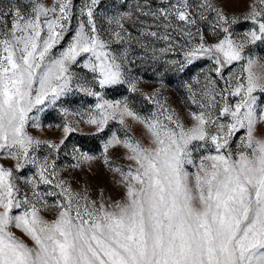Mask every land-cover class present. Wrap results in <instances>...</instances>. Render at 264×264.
<instances>
[{
	"label": "snow or ice",
	"instance_id": "6c2138e0",
	"mask_svg": "<svg viewBox=\"0 0 264 264\" xmlns=\"http://www.w3.org/2000/svg\"><path fill=\"white\" fill-rule=\"evenodd\" d=\"M100 4L85 0L63 47L73 0L0 5V160L8 162L0 163V264H264V58L244 54L246 45L264 43V0L249 4L244 20L255 27L242 38L230 31L237 17L212 0H158L155 6L136 0L131 10L108 6L112 15L97 12ZM98 15L109 25L108 39L97 27ZM141 17L164 30L141 36L168 41L173 29L189 41L199 37L183 60L169 62L177 71L206 59L223 81L219 86L205 75L199 101L192 84L185 85L198 106L189 112L190 126L151 96L157 111L141 116L127 100H108L97 90L127 83L137 91L126 75L127 48L117 53L111 44L128 43L125 22L143 25ZM198 21H207L222 38L206 43ZM171 50L169 45L160 51ZM74 66L86 72L80 75ZM73 92L96 103L76 112L61 107L64 117L77 116L99 132L109 120L124 125L130 117L147 134L146 145L127 130L124 138L112 133L99 157L73 147L71 168L100 159L113 173L114 189L100 187L95 198L87 180L74 189L55 163L76 127L68 119L56 125L59 143L28 131L42 128L40 114ZM42 146L47 151L40 157ZM117 146L126 150L127 165L109 158ZM42 185L49 188L41 191Z\"/></svg>",
	"mask_w": 264,
	"mask_h": 264
},
{
	"label": "rangeland",
	"instance_id": "374dc122",
	"mask_svg": "<svg viewBox=\"0 0 264 264\" xmlns=\"http://www.w3.org/2000/svg\"><path fill=\"white\" fill-rule=\"evenodd\" d=\"M45 3L51 4L52 0H44ZM85 0H73V18L71 20L70 30L68 35L65 36L64 42L58 47H63L64 44L70 39L73 30L77 26L78 9L83 6ZM153 6L158 3V0H151ZM213 3L223 7L224 11L229 16H235L238 23L232 25L230 31L234 33L235 38H242L245 31L249 28L255 27L251 21L244 20V15L247 13L249 4L252 0H212ZM125 3L128 8H120L119 5ZM136 0H101V4L97 12L107 13L112 15L113 11L108 6H114L116 10L126 11L134 8ZM8 0H0V5H7ZM209 19H212V14H208ZM83 19L86 20V17ZM145 21L143 25L137 23L133 26L132 21L125 22V28L131 34V39L128 43H112L111 48L117 53L122 52L125 48L128 50V60L125 61L126 68L129 69L126 75L128 80L136 84L137 91L133 92L129 88V84L117 85L114 88L99 89L104 94V98L108 100H127L129 107L141 116H150L151 113L156 112L158 106L153 100H158L166 107L173 109L180 119L188 126L191 125V118L189 112L197 111V104L191 103L189 99L190 92L186 88V84H192L193 91L197 93L196 99H201L199 93L202 90L205 80V75L218 81L219 86H223V81H220L214 73L209 71L212 62L206 59L196 61L193 65H189L183 72L176 70V65L169 63L170 61L183 60V53L189 47L195 45L199 37H195L191 41L187 40L180 35L179 32L169 29L170 38L168 41L159 39L158 37L141 36L144 30L157 31L158 34H163V29L157 27L156 21L150 17H141ZM9 23L11 18L8 17ZM97 27L105 39L109 38L108 31L109 25L106 23L103 15L96 17ZM135 20V17H133ZM198 25L202 30L205 42L214 44L221 36L212 34L207 21H198ZM195 34V28H192ZM123 34V33H122ZM138 38V42H137ZM141 44L144 47H141ZM171 45V51L161 52V49L168 48ZM245 55L264 58V43L257 42L256 44L246 45ZM264 62V61H262ZM233 70L239 69V64H234ZM73 71L83 75L86 70H82L76 66ZM227 75V70H225ZM199 78L200 83L197 84L194 78ZM153 97V100L147 97ZM237 98H230L232 102ZM96 100L94 97L85 96L83 93L73 92L66 97H63L58 104L44 113L40 114L39 122L42 128L36 129L29 127L28 131L41 140H51L59 143L62 137L61 129H57L56 125H62L65 119H68L77 131L73 132L61 145V151L58 157L55 158L57 169L59 170V177L69 181L73 188L79 190L85 180L91 190L92 197L95 198L96 190L100 187L107 188L109 191L114 189V176L103 160H93L90 165L84 164L81 169L71 168L70 165L76 161L73 158V147L78 148L81 152H87L89 155L101 156L103 150V143L110 138L112 133L124 138L125 130L128 134L142 143H148L147 134L143 125L132 120L130 117L125 118V124L121 125L119 120H109L108 125L103 132H99L95 125H90L80 120L77 116L64 117L59 111L61 107L68 108L70 112L87 110L94 107ZM87 117H85V120ZM243 133H238L237 137ZM235 147V142L233 144ZM46 149L42 146L37 152V155L42 157L46 154ZM125 149L117 146L109 150V158L116 164L127 165L130 163L123 159ZM8 166L6 160H0ZM189 171H193L191 166H187ZM49 186L42 185L41 191L47 190ZM51 202L52 197L47 198ZM45 218H52V213L43 212ZM17 235H20L19 231Z\"/></svg>",
	"mask_w": 264,
	"mask_h": 264
}]
</instances>
